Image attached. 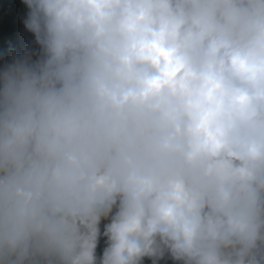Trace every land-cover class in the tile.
Returning a JSON list of instances; mask_svg holds the SVG:
<instances>
[{
	"label": "clouds",
	"instance_id": "obj_1",
	"mask_svg": "<svg viewBox=\"0 0 264 264\" xmlns=\"http://www.w3.org/2000/svg\"><path fill=\"white\" fill-rule=\"evenodd\" d=\"M22 2L0 264H264V0Z\"/></svg>",
	"mask_w": 264,
	"mask_h": 264
},
{
	"label": "trees",
	"instance_id": "obj_2",
	"mask_svg": "<svg viewBox=\"0 0 264 264\" xmlns=\"http://www.w3.org/2000/svg\"><path fill=\"white\" fill-rule=\"evenodd\" d=\"M28 9L22 0H0V64L9 58V48L27 47L34 42L33 34L27 32L22 20ZM103 241L98 250L102 249ZM145 264H151L145 260ZM171 264V261L168 262Z\"/></svg>",
	"mask_w": 264,
	"mask_h": 264
}]
</instances>
